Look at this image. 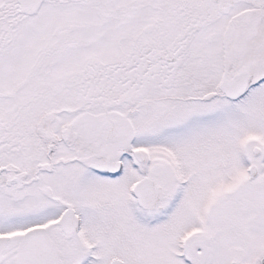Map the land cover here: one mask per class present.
Here are the masks:
<instances>
[{
  "label": "snow or ice",
  "instance_id": "1",
  "mask_svg": "<svg viewBox=\"0 0 264 264\" xmlns=\"http://www.w3.org/2000/svg\"><path fill=\"white\" fill-rule=\"evenodd\" d=\"M0 264H264V0H0Z\"/></svg>",
  "mask_w": 264,
  "mask_h": 264
}]
</instances>
